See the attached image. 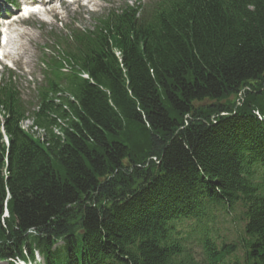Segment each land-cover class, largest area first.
Wrapping results in <instances>:
<instances>
[{
  "label": "trees",
  "instance_id": "16d2710c",
  "mask_svg": "<svg viewBox=\"0 0 264 264\" xmlns=\"http://www.w3.org/2000/svg\"><path fill=\"white\" fill-rule=\"evenodd\" d=\"M93 21L51 31L35 101L0 80V264H264V0Z\"/></svg>",
  "mask_w": 264,
  "mask_h": 264
},
{
  "label": "rangeland",
  "instance_id": "374dc122",
  "mask_svg": "<svg viewBox=\"0 0 264 264\" xmlns=\"http://www.w3.org/2000/svg\"><path fill=\"white\" fill-rule=\"evenodd\" d=\"M134 1L135 0H78L77 3H73L60 10H45V12L33 16L29 21H26L25 24L12 22L14 24L12 25L14 30L11 31L8 47L2 51V53L6 51L7 56L0 61V69L4 64L13 66V68L19 67V69L13 70L16 72V75H20V77L16 76V79L23 98L35 101L38 85L34 86V83L42 77L39 68L40 57L42 56L40 47L44 46L46 43H50L52 37L49 33L52 30L62 29L65 24H69L70 22H76L81 27H91L94 24L93 17L101 15L105 9L112 4L118 6L123 2L132 3ZM1 4L4 10L6 8L4 6H7L5 0H2ZM21 14L22 12H20L19 15ZM241 93L238 96H231L227 100L236 101L238 104L240 103L238 99L240 97L243 98V94ZM31 122V119L25 120L23 122V127L27 129V126H29ZM37 260L42 263L43 257L40 255Z\"/></svg>",
  "mask_w": 264,
  "mask_h": 264
}]
</instances>
